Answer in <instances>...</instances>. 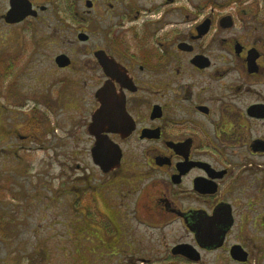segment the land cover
I'll return each instance as SVG.
<instances>
[{
    "label": "flooded vegetation",
    "instance_id": "1",
    "mask_svg": "<svg viewBox=\"0 0 264 264\" xmlns=\"http://www.w3.org/2000/svg\"><path fill=\"white\" fill-rule=\"evenodd\" d=\"M0 99L3 264H264V0H0Z\"/></svg>",
    "mask_w": 264,
    "mask_h": 264
},
{
    "label": "rangeland",
    "instance_id": "2",
    "mask_svg": "<svg viewBox=\"0 0 264 264\" xmlns=\"http://www.w3.org/2000/svg\"><path fill=\"white\" fill-rule=\"evenodd\" d=\"M217 2L223 1V0H214ZM261 2V0H258ZM0 102H2V99H0ZM62 115L64 117H62ZM22 117L18 116L17 123L18 125L22 124ZM54 121V120H53ZM55 121L60 125V129H57L55 132L54 139L50 138L49 144L53 145V151L49 150V160H51V155H53L55 159H58L60 162H64L67 154L69 152H73L75 146H74V140H70V146H68V150L65 149V144L67 143L68 140H66L65 135L63 131H66V126H65V115L62 113H59L57 115V118H55ZM8 141L1 142L0 141V150L1 148H4L5 144ZM69 142V141H68ZM79 150L84 147V144L81 142L78 143ZM77 146V147H78ZM1 152V151H0ZM48 153L46 151H39V152H33L31 155L32 159V164L33 167H30V175L35 177V170L40 169V164L42 160L46 157ZM48 160V161H49ZM50 162V161H49ZM2 164L0 161V209L4 206V202L7 205L8 208H12L16 206L19 202L17 199L13 197V195L9 194L4 196L5 193L2 191ZM10 163H8L9 165ZM58 163L53 165V173L55 174V179H54V187L55 189L58 188L59 186V174L61 172L60 167L57 166ZM62 169V166H61ZM21 172H24V168L20 169ZM39 171V170H38ZM29 172V171H28ZM52 173V170L49 171V174ZM44 178L42 175L38 176V179ZM17 181L20 183L21 186H24L25 188H28L31 190V186H33L32 183L28 182V179L24 178H18ZM16 187V186H14ZM4 194V195H3ZM29 196L30 194L27 195V199H23V207H26V203L29 201ZM31 215H29L26 218V222L29 224L30 228H34L36 225H39L40 228H46V224H50L49 226V233L51 234L53 232L54 234V239L51 241L50 245L47 246L49 253L54 255L57 260H63L61 257L66 255V254H71V255H76L79 254L78 252V247L75 245H72L71 247L67 242H65L66 237H64V215L61 213L60 209H55V210H48L47 212H41V211H25ZM1 223V221H0ZM38 232L42 235L44 233V230L40 229ZM29 232L28 231H20L19 235L16 237V239L12 242H5L2 243L0 242V264H3V260L6 258L7 255L12 256V255H18L21 258H25L26 254L32 253L33 250H37L36 247L33 246L34 242H29L27 244L24 243V241L30 239L29 237ZM23 243L21 247L19 246V243ZM28 242V241H27ZM72 244H75L72 242ZM46 249V247H43V249ZM44 252L41 250H38V254H43Z\"/></svg>",
    "mask_w": 264,
    "mask_h": 264
},
{
    "label": "water",
    "instance_id": "3",
    "mask_svg": "<svg viewBox=\"0 0 264 264\" xmlns=\"http://www.w3.org/2000/svg\"><path fill=\"white\" fill-rule=\"evenodd\" d=\"M92 153H93V156H94V158H96V153H97V150H96V148H95V149H93Z\"/></svg>",
    "mask_w": 264,
    "mask_h": 264
}]
</instances>
